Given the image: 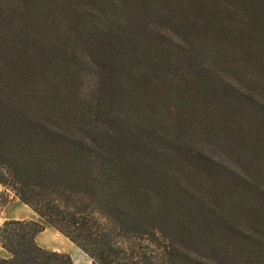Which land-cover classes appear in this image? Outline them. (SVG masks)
Wrapping results in <instances>:
<instances>
[{
    "label": "rangeland",
    "instance_id": "1",
    "mask_svg": "<svg viewBox=\"0 0 264 264\" xmlns=\"http://www.w3.org/2000/svg\"><path fill=\"white\" fill-rule=\"evenodd\" d=\"M127 1L0 0V123L86 130L98 145L155 164L176 185V193L166 187L165 200L178 205L186 222L208 228L186 243L200 254L206 244V252L218 255L224 244L231 256L264 264V143L253 144L261 137L195 125L172 76L176 66L165 51L149 48L146 35H134L130 24L138 14ZM249 1L255 2L228 0L233 23L246 21ZM150 9L143 10L147 20ZM91 40L101 49H91ZM239 167L248 181L237 187ZM5 219L41 221L18 198L0 210V225ZM36 241L74 260L78 246L51 225ZM0 256H9L1 246ZM77 260L92 264L82 250Z\"/></svg>",
    "mask_w": 264,
    "mask_h": 264
},
{
    "label": "trees",
    "instance_id": "2",
    "mask_svg": "<svg viewBox=\"0 0 264 264\" xmlns=\"http://www.w3.org/2000/svg\"><path fill=\"white\" fill-rule=\"evenodd\" d=\"M128 2L138 14L130 24L136 26L134 35H146L149 48L165 51L176 66L172 76L195 125L257 135L263 142L253 144L264 143V0L249 1L245 8L253 10L241 23H233L228 0ZM148 5L149 20L142 15ZM89 47L101 49L94 40ZM201 47L207 51L201 53ZM25 121L0 123V210L18 198L41 221L2 222L0 246L9 256H0V264H74L68 252L37 243L45 224L92 264H254L226 253L224 244L218 255L206 252V244L200 254L186 243L207 227L186 222L178 205L165 200L166 187L176 193V185L161 178L155 164L126 157L119 146L98 145L86 130H52ZM238 175L237 187L245 186V169L239 167Z\"/></svg>",
    "mask_w": 264,
    "mask_h": 264
},
{
    "label": "bare ground",
    "instance_id": "3",
    "mask_svg": "<svg viewBox=\"0 0 264 264\" xmlns=\"http://www.w3.org/2000/svg\"><path fill=\"white\" fill-rule=\"evenodd\" d=\"M76 249H74V264H79L78 263V260H77V257L79 256V252L81 251L78 247H75Z\"/></svg>",
    "mask_w": 264,
    "mask_h": 264
},
{
    "label": "crops",
    "instance_id": "4",
    "mask_svg": "<svg viewBox=\"0 0 264 264\" xmlns=\"http://www.w3.org/2000/svg\"><path fill=\"white\" fill-rule=\"evenodd\" d=\"M37 237V236H36Z\"/></svg>",
    "mask_w": 264,
    "mask_h": 264
}]
</instances>
